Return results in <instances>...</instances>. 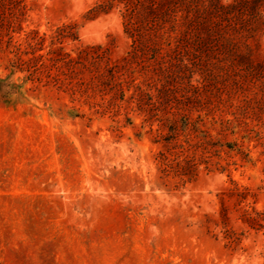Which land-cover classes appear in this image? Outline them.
<instances>
[{"label":"rangeland","instance_id":"rangeland-1","mask_svg":"<svg viewBox=\"0 0 264 264\" xmlns=\"http://www.w3.org/2000/svg\"><path fill=\"white\" fill-rule=\"evenodd\" d=\"M104 2L0 0V264H264V25Z\"/></svg>","mask_w":264,"mask_h":264},{"label":"trees","instance_id":"trees-1","mask_svg":"<svg viewBox=\"0 0 264 264\" xmlns=\"http://www.w3.org/2000/svg\"><path fill=\"white\" fill-rule=\"evenodd\" d=\"M124 1L128 2L129 5L140 7L145 13V19L146 16H154L155 19L161 21L159 22L161 25L171 22L173 16H176L175 13L179 10L186 12L187 25L191 28L198 26L201 29L200 31L205 30L206 25L211 23L221 25V22H226L228 29L222 32L224 35H222L221 47L226 53L230 52L231 57L235 56V61L238 60L239 62H244L246 58L251 60L253 49L250 45H246L249 55L236 53L237 42H235L234 35L238 34L246 38L247 33L248 36L255 38L264 25V0H231L227 3H224L223 0H105L100 5V9L110 10ZM123 16L127 25H132L129 19L128 7L124 9ZM201 40H203L206 47L207 42L205 39ZM255 214L258 217L263 215V213L258 212Z\"/></svg>","mask_w":264,"mask_h":264}]
</instances>
